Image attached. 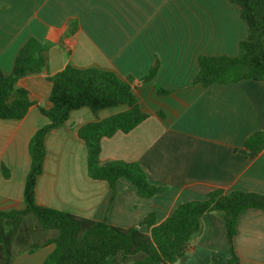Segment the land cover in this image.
<instances>
[{
	"label": "crops",
	"instance_id": "crops-1",
	"mask_svg": "<svg viewBox=\"0 0 264 264\" xmlns=\"http://www.w3.org/2000/svg\"><path fill=\"white\" fill-rule=\"evenodd\" d=\"M245 35L238 8L227 0H0V71L11 70L28 37L48 44L46 68L15 84L29 94L27 114L0 119V211L24 208L29 142L47 123L39 108L50 107L46 78L67 65L139 79L157 62L153 81L134 92L147 118L128 133L103 138L100 158L137 162L149 183L165 191L142 198L119 179L110 200L107 183L87 176L86 148L77 132L95 118L81 108L46 140L35 194L39 205L146 232L140 222L148 214L155 213L159 224L177 205L212 190L264 194V149L250 155L243 148L250 134L264 132V84H193L199 55L235 56ZM156 87L171 93L159 95ZM119 111H102L99 118ZM234 247L239 264H264V211L239 215ZM52 250L23 253L13 264H43ZM228 257L225 222L218 213H206L178 264H227Z\"/></svg>",
	"mask_w": 264,
	"mask_h": 264
},
{
	"label": "trees",
	"instance_id": "trees-1",
	"mask_svg": "<svg viewBox=\"0 0 264 264\" xmlns=\"http://www.w3.org/2000/svg\"><path fill=\"white\" fill-rule=\"evenodd\" d=\"M239 10L246 26V35L239 42L238 54L199 55L193 84L203 88L211 85L252 80L264 84V0H227ZM70 24L68 26H72ZM48 44L28 37L15 56L8 73L0 71V119H22L32 106L25 89L15 87L27 74L46 68L44 53ZM157 62L147 75L135 79L120 78L114 71L96 67L77 68L71 65L47 76L51 84L50 107L39 108L47 123L39 128L29 142L31 166L26 176L23 201L19 211H0V264H13L23 253H33L48 246L52 252L43 264H178L187 252L192 238L199 232L206 213H218L226 227L227 264H239L234 238L239 215L248 209L264 211V194L234 190L228 193L212 190L201 200L177 205L161 223L155 213L148 214L139 227L121 228L106 220L94 221L72 213L39 205L35 200L38 179L43 175L46 140L67 123L72 112L87 108L95 120L78 129L77 135L86 148V172L93 181L107 183L113 200L116 183L125 179L142 198H151L165 191L149 183L137 162L102 160L101 141L117 132L128 133L142 123L147 115L141 111L135 90L153 81ZM157 93L169 95L170 90L156 87ZM108 109L119 112L100 119ZM250 155L264 149V132L250 134L243 143ZM6 169L3 176L7 177Z\"/></svg>",
	"mask_w": 264,
	"mask_h": 264
}]
</instances>
